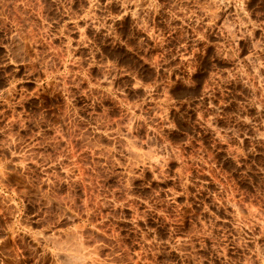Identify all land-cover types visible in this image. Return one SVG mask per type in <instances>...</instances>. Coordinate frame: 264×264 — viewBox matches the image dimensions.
I'll use <instances>...</instances> for the list:
<instances>
[{
  "label": "rangeland",
  "instance_id": "374dc122",
  "mask_svg": "<svg viewBox=\"0 0 264 264\" xmlns=\"http://www.w3.org/2000/svg\"><path fill=\"white\" fill-rule=\"evenodd\" d=\"M0 264H264V0H0Z\"/></svg>",
  "mask_w": 264,
  "mask_h": 264
}]
</instances>
